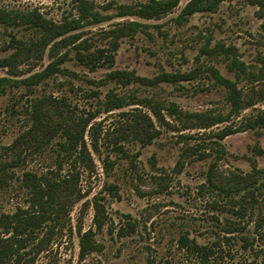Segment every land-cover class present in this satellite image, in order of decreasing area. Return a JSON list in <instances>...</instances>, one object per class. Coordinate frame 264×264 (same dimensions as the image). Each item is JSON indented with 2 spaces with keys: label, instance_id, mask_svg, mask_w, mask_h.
I'll use <instances>...</instances> for the list:
<instances>
[{
  "label": "rangeland",
  "instance_id": "1",
  "mask_svg": "<svg viewBox=\"0 0 264 264\" xmlns=\"http://www.w3.org/2000/svg\"><path fill=\"white\" fill-rule=\"evenodd\" d=\"M75 1L0 0V7L36 8L58 22L77 15ZM87 1L108 17L84 21L77 30L91 49L111 48L112 35L106 31L121 23L142 24L132 34L118 36L111 68L105 63L90 70L74 58L71 45L59 47L54 55L46 46L22 54L17 66L0 67V77L9 78L0 93V161L6 164L0 214L31 209L21 186L25 171L58 179L77 174L81 192L67 199L69 210L57 214L61 226L41 250L36 252L31 242L20 248V258L2 264H203L179 248L181 234L211 246L207 264H264V125L231 133L221 144L214 136L225 125L236 126L264 109V98L259 97L264 86V11L249 0H222L214 10L179 21L176 17L187 0L157 19L118 14L120 5L145 0ZM37 34L32 28L0 26V55L14 50L11 37L29 41ZM69 48L59 70L35 84L24 80ZM234 58L245 72L232 64ZM210 65L236 80L244 99H254V104L229 121L199 127L193 114L229 109L225 88L213 80ZM113 68L145 77L175 72L190 73L191 78L124 84L107 76ZM109 89L135 99L105 110L103 97ZM42 95L64 99L48 100L37 122L33 103ZM156 104L164 120L154 116ZM169 104L187 114H171ZM89 113L94 117L87 120L83 137L90 154L64 153L61 125L80 122ZM137 113L142 121L148 115L157 129L144 145L133 135ZM95 199L105 215L98 228ZM127 220L134 222L135 230L119 235ZM89 228L97 246L80 256L79 237Z\"/></svg>",
  "mask_w": 264,
  "mask_h": 264
},
{
  "label": "trees",
  "instance_id": "2",
  "mask_svg": "<svg viewBox=\"0 0 264 264\" xmlns=\"http://www.w3.org/2000/svg\"><path fill=\"white\" fill-rule=\"evenodd\" d=\"M179 1L180 0H145L136 5L123 4L118 7V14L136 15L144 19H157L170 12L178 5ZM221 1L222 0H187L184 6L180 9L176 19L180 21L198 11L214 10ZM75 2L77 4V15L63 17L58 22L45 17L36 8L12 9L0 7V26L11 28H32L38 33L34 39L29 41H25L21 38H16L13 41V37H11L10 40L12 42H10V44L12 45L13 43L12 46H14V50L8 55H0V67L17 66L22 54L37 52L41 49L43 50L46 46H49V54L54 55L59 47L71 45L74 58L90 70H94L105 63L111 68L115 60L114 51L116 48L114 46L116 45L118 36L122 34H132L137 31L142 24L138 21L121 23L106 31V33H111L110 35H112V39H110L111 48L94 47L91 49V43L86 38H81V34L77 30L82 24H84V21L99 22L108 17L106 15H101L99 11L93 9V5L87 0H76ZM249 2L255 4L261 12L264 11V0H249ZM218 46L216 45L213 48ZM205 50L210 52L207 48ZM226 50H229V47H227ZM69 52L70 48L66 49L63 53L49 62L42 71L32 73L24 80L28 81L29 84H35L45 75H49L59 70L58 64L68 56ZM232 64L237 68H240L242 72H245L244 67L241 66V62L237 59L234 58ZM228 67L232 69L231 63L228 64ZM208 70L213 80L225 88L229 109L224 113L193 114V117L198 120L195 124L199 127H207L229 121L231 118L238 115L242 108L254 104V99H244L236 80L223 76L211 65L208 67ZM107 76L117 79L124 84L130 81H138L146 85H153L159 81L176 82L191 78L190 73L175 72H162L154 77H145L135 74L133 70L116 68L108 71ZM8 80V77H0V93L5 91L6 81ZM101 82H103V80H101ZM92 94L97 95L96 91H93ZM259 97L264 98V86L259 93ZM50 99L64 98H55L51 95H42L38 98L36 102L33 103V116L35 121L38 122L40 110H42V107L48 103V100ZM103 99H105L103 100L104 109L112 110L113 108L128 104L126 99H135V97H128L109 89L104 94ZM140 99L154 98L142 97ZM155 108L156 109H153L154 116L159 120H164L160 114L159 105L156 104ZM167 109L171 114H187L183 113V111L178 109L174 104H169ZM140 115L141 114L137 113L134 120L135 127L133 129V135L142 145H144L152 140L157 129H154V124L148 115L145 116V121L141 120ZM93 117L94 114L89 113L88 116L81 119L80 122L75 121L72 124L64 123L61 125L63 141H60L59 145L64 153L72 154L75 152L82 155L90 154L83 136L84 127ZM263 125L264 109H261L236 126H231L230 124L225 125L223 128L216 131L214 136L218 140L217 142L221 144V140L231 133L258 128ZM41 126L42 124L40 122L39 128H41ZM151 129L153 130L152 133L149 132ZM254 148L258 152L262 151V149L256 147V145H254ZM5 167V162L0 161V184L6 182L4 176ZM77 177V174H70L58 179L49 177L46 174H36L31 171H25L23 173L21 186L26 189L27 204L33 210L30 209L28 211L27 209L18 207L14 213L0 214V226L3 227L5 232V234L0 236V264L5 263V261L13 256L20 258V248H26L31 242H33L32 248L34 247L36 252L41 250L42 246L54 236L55 232L62 224L57 214L60 211L69 210L67 207V199L70 196L76 198L81 196ZM234 190L238 191V188H234ZM228 192H230V189H228L227 193ZM61 196L65 197L62 198ZM93 204L95 210L93 220L95 226L98 228L103 225L105 215L96 199ZM134 230V222L127 220L125 225L119 228V235L130 234ZM40 231H43V233L39 236ZM78 243L80 256H84L91 250L95 249L97 243L94 240L92 229L89 228L83 231L79 237ZM177 244L179 248L184 249L187 253L198 257L203 264L208 263V260L213 253L211 246L201 244L187 234H181L177 238Z\"/></svg>",
  "mask_w": 264,
  "mask_h": 264
}]
</instances>
